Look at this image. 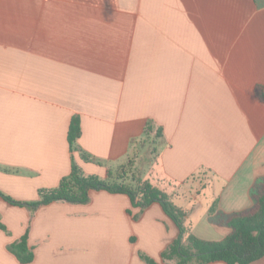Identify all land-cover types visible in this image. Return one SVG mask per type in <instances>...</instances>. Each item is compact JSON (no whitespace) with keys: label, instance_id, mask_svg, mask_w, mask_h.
I'll list each match as a JSON object with an SVG mask.
<instances>
[{"label":"crops","instance_id":"1","mask_svg":"<svg viewBox=\"0 0 264 264\" xmlns=\"http://www.w3.org/2000/svg\"><path fill=\"white\" fill-rule=\"evenodd\" d=\"M257 86L264 0H0V190L37 201L74 163L104 179L152 122L163 130L158 177L172 200L190 194L188 227L207 196L205 218L249 210L264 179ZM75 116L77 145L96 162L71 151ZM0 224V264H22L10 247L25 235L28 264H147L140 253L176 263L161 258L176 225L158 204L142 211L123 194L36 210L0 198Z\"/></svg>","mask_w":264,"mask_h":264},{"label":"trees","instance_id":"2","mask_svg":"<svg viewBox=\"0 0 264 264\" xmlns=\"http://www.w3.org/2000/svg\"><path fill=\"white\" fill-rule=\"evenodd\" d=\"M255 93L264 102V87L257 86ZM81 134V120L80 117L75 116L71 121L68 133L71 151L79 152L87 162H96L77 145ZM148 138L156 140L158 146L163 139L162 128L148 122L144 129L143 139ZM137 148H139L138 145ZM129 166H132V163ZM124 169L125 166H122L117 179L114 178V173L110 170L107 177L102 179L96 175H85L82 169L74 163L71 173L61 180L58 187L39 191L37 201H17L1 190L0 198L11 205L36 210L39 207L62 201L86 204L90 202L93 191L123 194L130 198L133 207L140 208L142 211L153 204H158L176 225L178 236L161 253L163 262L175 261V264H191L193 261L197 264H252L264 258V179L259 180L254 186V205L251 209L233 213L224 218L219 217L217 225L230 229L229 235L220 241H209L192 233L191 228L186 225L187 211L174 203L172 196L166 190H162L153 185L150 180H144L140 177L136 179L134 185L127 184L121 181L123 174H128ZM216 208L217 202H214L210 208V213L213 214ZM128 213L131 214L130 211ZM0 227L3 228L1 224ZM27 239L28 237L25 235L19 242L10 247L22 264L31 263L34 259L33 251L29 248ZM140 257L147 264H160L144 253H140Z\"/></svg>","mask_w":264,"mask_h":264},{"label":"rangeland","instance_id":"3","mask_svg":"<svg viewBox=\"0 0 264 264\" xmlns=\"http://www.w3.org/2000/svg\"><path fill=\"white\" fill-rule=\"evenodd\" d=\"M155 141L152 138L142 139L138 144V151H136V149L134 148L135 150L131 153V155L126 159V161L122 165L116 168H112L110 170L114 173V178H118L121 167L125 166L124 171H126L128 174H123V179H121V181L127 184L134 185L136 179L140 177L144 180H150L153 185L159 187L162 190L170 189L168 186L170 182L166 181L165 178L158 177V173L160 174V169L156 167L158 146ZM130 163H132V166H129ZM187 195L190 194L184 193L183 195L182 193H180L179 196L173 198V201L178 206L184 207L185 209H189L191 202L188 200ZM207 199L208 196L203 198L204 202L200 205L198 204V206L195 207L193 211H191V213H189V215L191 214V217L189 216L188 224L191 225L190 227L192 229V233L194 234L195 231L198 237L203 239L205 238L209 241H220L222 238L219 239V237H221V235H223L226 231H224V229L222 228H217L216 225L219 221V217L205 218L204 209L206 207L205 204L208 203ZM168 234H171V229ZM262 262L264 264V260ZM191 264L197 263L193 261Z\"/></svg>","mask_w":264,"mask_h":264}]
</instances>
